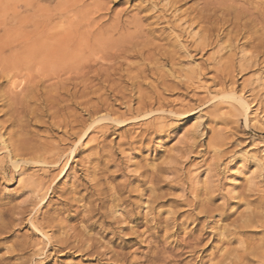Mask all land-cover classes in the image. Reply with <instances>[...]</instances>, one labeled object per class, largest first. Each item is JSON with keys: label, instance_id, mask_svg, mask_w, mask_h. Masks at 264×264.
<instances>
[{"label": "rangeland", "instance_id": "1", "mask_svg": "<svg viewBox=\"0 0 264 264\" xmlns=\"http://www.w3.org/2000/svg\"><path fill=\"white\" fill-rule=\"evenodd\" d=\"M218 1L0 0V35L33 21L125 51L90 57L110 81L87 97L0 87V134L30 154L0 142V264H264V55L242 59V0Z\"/></svg>", "mask_w": 264, "mask_h": 264}, {"label": "bare ground", "instance_id": "2", "mask_svg": "<svg viewBox=\"0 0 264 264\" xmlns=\"http://www.w3.org/2000/svg\"><path fill=\"white\" fill-rule=\"evenodd\" d=\"M198 1H202L205 7H211L210 9H216L217 6L218 8L224 6L223 3L219 2L218 0ZM251 1L252 0H242V4H240V6L235 5V17L233 22V24L235 23V25H237L236 27L238 28L237 37L243 41L241 43V52H243L242 59L246 61H255L257 58L264 55V4L256 3V6H254ZM81 6L85 7V5L83 4ZM87 10L88 12L91 11L90 9ZM208 20H210V18H208ZM16 21L19 20L16 19ZM20 23L21 22L19 21V24ZM5 24V20H0V26H4ZM30 24H34L33 30L27 32H12L8 29H4L3 34L0 35V87L4 83H6L8 85V91H6V94L8 93V95L12 97L17 98L18 93L25 92V98L28 99L27 101L41 103L40 100L44 99L42 102H45L44 104L48 106L50 105L51 100L50 95H52L53 92L48 91L50 94L44 92V95L42 93L43 90L39 89L40 84L42 82H46L52 79V81H54V79L63 77H66L63 80L67 82L65 83V85H68L67 87H69V84L72 83V87L70 86L71 89L67 87H63L62 89L66 96L72 97V99L73 96L75 97L78 89H76L77 85H75L73 81L75 82V80H77L79 81V85L82 87L79 95L87 97L89 94H93L95 91L99 90H92V88L96 86L94 80H102L101 83L103 84L110 81V75H101L100 73L102 72L99 73L100 75L95 73L92 77L88 76L89 71L92 69L91 66H93V64L95 63L89 61V59H92L90 57L97 53L98 55H96L100 57V60H102V62H115L118 58L121 57V55H125L124 49H121L122 51L119 50V52L113 51L112 48L110 49V46L107 45V41L109 40L102 38L103 36H100L99 34V36L97 34L91 33L84 35V33L78 34L77 32L75 33L71 30L68 32H50L44 29L40 30L38 28L41 25L40 22L34 23L33 21H31ZM238 38L235 40L236 44L239 43ZM245 47H249V49L251 50L250 56L248 57L245 54ZM86 53L87 56L85 57ZM97 56H94L93 58H96ZM115 66H118V68H116L119 69V62L114 63V65L111 66L108 65L106 67L107 72H109L108 74H110L109 70H111V72L114 74V72L116 71V68H114ZM52 84L54 85V83ZM56 84L55 88L57 86ZM62 84L63 83H61V85ZM77 88L79 87L77 86ZM15 89H18V93L13 91ZM57 90L55 92L56 94ZM52 91L55 90L53 89ZM1 92L0 96L2 95ZM8 95H6V97ZM42 95H44V98ZM57 96L58 97L55 98V95L54 98L58 99L60 94H58ZM3 97L5 98V96ZM47 97L50 99L48 100ZM55 99H53L52 97V101ZM46 102H49V104ZM54 102H52V104H54ZM27 103L28 102L24 104ZM53 106L54 105H52V107ZM50 107L47 109L50 110ZM54 107H56V105ZM193 120L195 119H192V121H190L191 126L196 123V121ZM0 142L2 143L4 148L8 150L7 152L10 155L9 158L12 165L18 164L19 161L23 163L28 162V160L25 159V156H29L30 154L28 152L29 150L26 142L11 141L10 139L4 138V136L1 134ZM38 150L39 149L36 148L35 153L37 157L35 156L33 157V159L35 161H45V163H48L46 162L47 160L45 153L42 154L43 152L40 153L41 151ZM49 160H52V158H50ZM53 161L54 159L52 160V162Z\"/></svg>", "mask_w": 264, "mask_h": 264}]
</instances>
